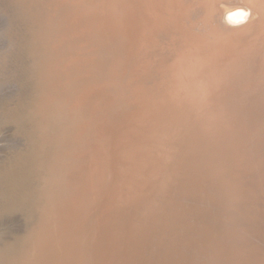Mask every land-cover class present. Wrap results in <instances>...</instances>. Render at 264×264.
Wrapping results in <instances>:
<instances>
[{"label": "rangeland", "instance_id": "374dc122", "mask_svg": "<svg viewBox=\"0 0 264 264\" xmlns=\"http://www.w3.org/2000/svg\"><path fill=\"white\" fill-rule=\"evenodd\" d=\"M229 2L0 0V159L39 163L23 264H264V31H225Z\"/></svg>", "mask_w": 264, "mask_h": 264}, {"label": "bare ground", "instance_id": "6f19581e", "mask_svg": "<svg viewBox=\"0 0 264 264\" xmlns=\"http://www.w3.org/2000/svg\"><path fill=\"white\" fill-rule=\"evenodd\" d=\"M226 1H231L228 4H223L222 6H218L217 7V11L219 13V8L223 11V14L221 16V18L224 17V22L227 25L226 27H224L225 31H229L235 34H242V35H238L242 36L241 38L244 39V37L246 38V36H249L246 34V32L244 33L243 31L246 29H239L243 26L246 25H251L248 29L247 32L253 27V30H251V32H262L264 31V23H261V21L264 19V0H224ZM198 2V1H197ZM205 2V1H204ZM207 2V1H206ZM212 1H210L209 3H211ZM233 3V5H231ZM88 5V3L86 2H82L80 3L81 7H85V5ZM159 4V3H158ZM164 4V3H163ZM203 4V3H202ZM206 4V3H205ZM230 4V5H229ZM214 5V4H213ZM79 6V7H80ZM200 7V6H199ZM204 9V7H203ZM66 10V9H65ZM202 10V9H201ZM216 10V9H215ZM203 12V11H202ZM211 12V11H210ZM217 13V14H218ZM220 14V13H219ZM215 15V13L213 14ZM61 16V15H60ZM59 16V17H60ZM63 16V15H62ZM68 16V15H67ZM219 16V18H220ZM91 17V15H90ZM155 17V16H154ZM213 17V16H212ZM65 18V17H64ZM93 18V17H92ZM220 18V19H221ZM216 19V18H215ZM95 20V18H94ZM211 20V19H210ZM242 20H244V23L241 25L240 23H242ZM214 21V19H213ZM212 21V24L214 23ZM59 22V21H58ZM143 23V22H142ZM166 23V22H165ZM211 23V22H210ZM74 24V23H73ZM215 24V23H214ZM218 24V23H217ZM222 24V22H221ZM231 24H238V25H231ZM240 24V25H239ZM211 25V24H210ZM55 26V25H54ZM222 25H220L221 27ZM262 26L260 29L259 27ZM202 27V26H201ZM214 28V25L212 26ZM197 28V27H196ZM217 28V26H216ZM82 29V28H81ZM219 29V26H218ZM216 30L219 32V30ZM259 29V30H257ZM211 30H213L211 28ZM232 30V31H230ZM197 31V30H196ZM214 31V30H213ZM71 32V31H70ZM215 32V31H214ZM221 32V31H220ZM250 32V33H251ZM57 33V32H56ZM227 33V32H226ZM249 33V34H250ZM60 36H63L62 33H57ZM228 34V33H227ZM244 34H246V36H244ZM252 34V33H251ZM71 35V34H70ZM255 35V34H253ZM252 35V36H253ZM136 37V36H135ZM250 38V37H249ZM241 39V42L242 40ZM248 39V38H247ZM252 39V38H251ZM261 39V38H260ZM87 40V39H86ZM177 40V39H176ZM246 40V39H245ZM76 41V40H75ZM240 41V40H239ZM244 41V40H243ZM247 41V40H246ZM245 41V42H246ZM86 45V44H85ZM260 45V44H259ZM258 45V46H259ZM75 46V45H74ZM100 46V45H99ZM262 46V45H261ZM264 46V45H263ZM175 48V47H174ZM259 49V48H257ZM250 53V52H249ZM178 54V53H177ZM185 54V53H184ZM252 56V55H251ZM262 56V55H260ZM253 57V56H252ZM92 61V60H91ZM100 62V61H99ZM60 65V63H59ZM245 65V64H244ZM59 68L57 67V70ZM91 69V68H90ZM244 70V69H243ZM59 71V70H58ZM31 78L30 73L28 74ZM243 75V74H242ZM244 87V86H243ZM150 88V87H149ZM53 91V89H52ZM11 101H8V107L9 109L11 108V112L13 111L12 106H10ZM6 102L4 101L0 104V120L1 118L4 119V124L5 123H11L12 119H10L11 115L10 113L6 114L5 111L3 110V107L5 106ZM241 105V104H240ZM25 107H22L20 112L17 111V113L21 114L23 117H28L30 116V112H28V107L27 104L24 105ZM41 107V106H40ZM8 111V110H6ZM15 111V110H14ZM36 111V110H35ZM4 113L8 116H4ZM13 113V112H12ZM4 116V117H3ZM33 117V116H32ZM42 116H40L35 123H39L42 122L43 119L41 118ZM6 119H8V121H6ZM222 122V121H221ZM7 125V124H6ZM229 153V152H228ZM4 157V156H3ZM26 159L24 160V163H26ZM16 159L12 156H8V157H4V159H0V218L3 217L4 215H12L15 216L17 213V216H21V218L23 219V222L21 224V228L19 229V231H17V228L15 226V229L13 228L12 233L8 232L5 235V232L3 234V231H1L0 229V264H23V262H25V260H23V256L25 254V256L30 252V246L29 243H33V240L30 238L29 236H31L28 233V229L30 228V221L28 223V205L26 202L27 199V194L26 192H24L26 190V184L25 181L23 179H21L23 177L22 172L15 170L17 169L16 167ZM154 176V175H153ZM257 181V180H256ZM199 183V182H198ZM25 189V190H24ZM259 189V188H258ZM257 189V190H258ZM246 201V200H245ZM19 208V210H18ZM254 210V209H253ZM257 210V209H256ZM254 210V212L256 211ZM54 211V210H53ZM15 212V213H14ZM253 212V213H254ZM261 212V211H258ZM257 212V213H258ZM21 214V215H19ZM260 215V213H259ZM6 217V216H5ZM251 217V216H250ZM255 217V216H254ZM257 217V216H256ZM2 219V218H1ZM8 219V218H7ZM42 221L45 222L43 216H42ZM1 221V220H0ZM41 221V222H42ZM250 221V220H248ZM253 221V220H251ZM250 221V223H251ZM256 221V220H255ZM253 221V223L250 225V233L247 236V240L245 241L244 244H248L247 247L244 248V250H248L251 247V251H252V247L253 248H259L262 247V245L264 244V242L261 244L259 243V246H255L254 242H250L248 241V237L254 235V233H258L262 235V238H264V215L263 213H261L260 217L258 218V220L255 222ZM119 223V222H118ZM16 224V223H15ZM41 225V223H40ZM161 226V225H160ZM9 228V227H8ZM12 229V228H11ZM247 229V230H250ZM7 231V230H6ZM2 232V233H1ZM245 233V232H244ZM246 234V233H245ZM257 234V235H258ZM5 235V236H4ZM245 236V237H246ZM5 237V239H3ZM254 237V236H253ZM168 239V238H167ZM242 239V238H241ZM2 240V241H1ZM240 240V239H238ZM243 240V239H242ZM255 240V239H254ZM235 241V240H234ZM263 241V239H262ZM238 242V241H237ZM37 246V245H36ZM44 248V246H42ZM203 248V247H202ZM257 248V249H258ZM37 249V248H36ZM40 249V248H39ZM33 251V250H32ZM37 251V250H36ZM40 251V250H39ZM38 251V252H39ZM56 251V250H55ZM256 251V250H255ZM254 252V251H253ZM257 252V251H256ZM246 253V251L244 252ZM250 253V252H249ZM248 253V254H249ZM258 253V252H257ZM263 253V252H262ZM58 254V253H57ZM254 254V253H253ZM252 254V255H253ZM259 254V253H258ZM256 254V256L258 255ZM250 255V259L251 256ZM263 255V254H262ZM249 256V255H248ZM20 259L19 263H17L16 259ZM262 258V257H261ZM248 259V257H247ZM252 261V259L250 260ZM244 262V261H243ZM242 262V263H243ZM249 262V260H248ZM263 262V261H262ZM259 263V262H258ZM253 264V263H252Z\"/></svg>", "mask_w": 264, "mask_h": 264}, {"label": "water", "instance_id": "95a60500", "mask_svg": "<svg viewBox=\"0 0 264 264\" xmlns=\"http://www.w3.org/2000/svg\"><path fill=\"white\" fill-rule=\"evenodd\" d=\"M75 81L76 80H69V81H67V85L68 86H71L72 85V87H74L75 86ZM42 89H45V87L42 88ZM65 90H67L66 89V86H65ZM53 91H55V90H53ZM77 119L81 123L87 120V117L85 115V109H84V111H81V112H79L77 114ZM35 149H36L35 148V145H32V142L31 143L29 142L26 145V147L23 149L24 151L21 153V155L25 156L26 160H28L30 163L33 164V172L34 173L32 175L26 176V177H24V175H23V177L21 178V179H23L25 181L26 189H28V190L30 189V183H31L32 179L35 178L36 173L38 171V167H39L38 155H37Z\"/></svg>", "mask_w": 264, "mask_h": 264}]
</instances>
